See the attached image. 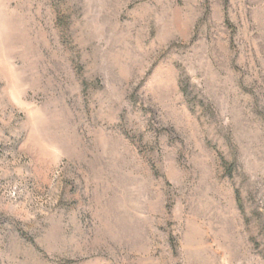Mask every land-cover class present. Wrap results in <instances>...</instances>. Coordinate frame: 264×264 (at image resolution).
Wrapping results in <instances>:
<instances>
[{
	"label": "rangeland",
	"instance_id": "1",
	"mask_svg": "<svg viewBox=\"0 0 264 264\" xmlns=\"http://www.w3.org/2000/svg\"><path fill=\"white\" fill-rule=\"evenodd\" d=\"M0 264H264V0H0Z\"/></svg>",
	"mask_w": 264,
	"mask_h": 264
}]
</instances>
